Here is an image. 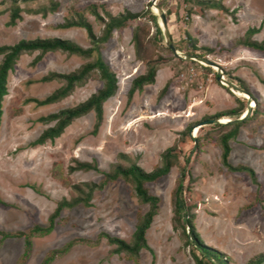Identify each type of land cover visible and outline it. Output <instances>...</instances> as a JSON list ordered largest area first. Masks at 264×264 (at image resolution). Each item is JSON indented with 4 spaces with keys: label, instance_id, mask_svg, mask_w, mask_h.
<instances>
[{
    "label": "rangeland",
    "instance_id": "374dc122",
    "mask_svg": "<svg viewBox=\"0 0 264 264\" xmlns=\"http://www.w3.org/2000/svg\"><path fill=\"white\" fill-rule=\"evenodd\" d=\"M14 7L20 19L9 26ZM158 9L179 57L166 45ZM127 12L139 17L98 45L117 89L102 105L95 133L91 111L73 120L52 142L30 145L54 125L40 118L85 102L103 85L92 72L64 98L39 106L30 100H43L63 86L57 79H42L76 72L95 60V52L88 58L60 51L25 53L9 72L0 123V234L46 227L59 202L88 192L85 185H96L87 206L62 209L48 235L30 238L24 264H40L47 252L69 243L68 251L51 264H194L199 254L186 244L184 212L193 217L201 242L220 252L228 264H264V52L243 43L264 46V0H0V46L61 39L89 49L93 45L86 31L63 27L67 21L82 18L100 37L109 18ZM251 29L256 32L248 35ZM149 68L155 70L154 83L128 99L131 82ZM217 73L239 90L222 85ZM248 101L251 112L228 141V163L252 174L228 170L221 162L220 144L231 129L227 124L241 117ZM231 111L235 114L216 123L222 126L201 124ZM166 152L168 174L145 184L159 199L145 233L150 251L141 250L134 261L123 252L115 254V246L101 235L131 243L148 206L134 197L132 185L122 178L103 184L104 174L132 164L150 173ZM78 163L96 170L76 169ZM179 200L184 206L180 219L175 215ZM1 240L0 264H17L23 238Z\"/></svg>",
    "mask_w": 264,
    "mask_h": 264
},
{
    "label": "trees",
    "instance_id": "16d2710c",
    "mask_svg": "<svg viewBox=\"0 0 264 264\" xmlns=\"http://www.w3.org/2000/svg\"><path fill=\"white\" fill-rule=\"evenodd\" d=\"M15 1V0H13ZM19 8L14 7L11 9L9 14V26H14L16 21L20 19L19 15ZM95 17L99 16L96 12H92ZM139 15L131 14L129 12L125 13L124 15H120L118 17L109 18L107 22L104 24V32L103 35L100 37H96L92 31L91 25L79 18L76 21H67L63 27H79L86 31L93 47L89 49H82L78 45L61 39H37V40H21L14 45L11 46H0V56L2 59L0 61V123L2 117V101L4 97L7 95V78L9 72L12 71L13 66L18 59L19 56L25 53H34L38 52L39 55H43L48 52L60 51L69 55H77L82 57H90L92 53H96V58L93 62H89L84 64L80 69H78L74 73L70 74H49L45 76L42 80L49 81L53 79H57L63 83V86L51 94L50 96L44 98L43 100H36L31 99V102H34L36 105L43 106L46 104H50L56 102L62 98H64L75 86L81 85L84 83V80L92 73L96 72L98 74L99 79L102 81L103 85L102 88L93 94L89 99L85 102L69 109L61 110L55 114H51L47 117L40 118V121L43 122H54V125L47 128L43 131L39 137L34 140L30 145L32 146H39L43 145L46 142H52L54 139L58 138L64 131L66 127L70 125V123L87 114L88 112H94L95 115V124L93 126V133H95L100 124L102 122V105L111 98L117 89V80L115 74L110 70L109 66L101 59L99 52H98V45L104 43L108 40L110 35L114 30H118L124 27L127 21L134 20L138 18ZM101 19V18H99ZM154 19V18H152ZM154 25L155 21H154ZM158 33H160L159 28L156 26ZM256 30L251 29L248 30V35L255 33ZM134 40H136V35L133 36ZM244 46L251 48L253 50H257L260 52H264V46L257 44L255 42H249L248 40L244 41ZM217 76V75H216ZM155 77V70L153 68H149L143 75L135 78L131 82V87L128 91V99H131L135 92L141 91V89L146 85H151L154 83ZM235 114V112L229 113H220L215 115V119H220L222 123L223 117L230 116ZM217 126H222L221 124H214ZM228 126H231L229 132L224 134L220 138L221 144V162L222 164L230 171H246L252 174V171L245 167L240 168H233L228 163V156L230 152V147L228 141L234 138L237 134V131L241 125V123H229ZM196 129H194V133ZM193 133V134H194ZM171 168L170 164V157L168 153H164L161 156V165L156 167L152 172L147 173L144 172L139 166L137 165H130L126 168L121 166H115L109 173L104 174V181L102 182H114L118 178H122L124 182L129 183L132 185L133 195L138 199L141 204H145L148 206L147 211L142 214L138 220V223L135 227L134 233L132 235V242L126 243L125 241L111 237L107 234H102L101 236L105 238L106 243L109 245H114V253H125L126 257L130 260H135L141 250L150 251L146 238L145 233L149 229L150 224L152 222L153 217L156 215L158 210L159 199L151 195L145 184L155 182L160 177L165 176L168 174ZM76 169L80 170H89L93 169L96 170V167L91 164H83L78 163ZM88 188V192L81 193V196L73 199L72 201L63 200L59 202L53 213L48 218V225L46 227H41L38 225L33 226L31 229L24 233H13V234H4L1 233V239L12 237V238H23L24 240V248L21 256L19 257L17 264H24L30 255L31 249V240L30 238L33 235L38 237H43L48 235L52 229L54 220L59 215L60 211L64 208H71L76 204H83L87 206L89 200L91 198V194L94 189L98 188L99 186L96 185H85ZM181 188L180 184L177 188L179 191ZM77 189V188H76ZM1 203V201H0ZM180 210H184V206L182 202L176 201L175 202V215L176 218L180 219ZM182 216V221L184 225L182 229L186 228L187 230V237L189 240L186 244L192 247L198 254V257H194V264H228L227 258H225L220 252L206 247L201 240L199 239L198 235L195 232L194 224H193V217L188 216L187 213L184 212ZM0 239V243L1 240ZM71 246V243L66 245L64 248L60 250H51L47 252L44 257L42 258L40 264H51L56 258L63 256ZM261 260L255 261L253 264H259Z\"/></svg>",
    "mask_w": 264,
    "mask_h": 264
},
{
    "label": "water",
    "instance_id": "95a60500",
    "mask_svg": "<svg viewBox=\"0 0 264 264\" xmlns=\"http://www.w3.org/2000/svg\"><path fill=\"white\" fill-rule=\"evenodd\" d=\"M158 15H159V18H160V22L162 24L163 35H164L165 40H166V45L173 52V54L175 56L179 57L177 52L174 49L173 43H172L170 35L168 33V30H167V27H166V19H165V16H164V13L162 12V10L158 9ZM184 59H187V60H190V61L198 60V61H201L204 64L211 65V63L208 60H206L204 58H201V57H198V56L185 55ZM217 80L219 82H221L222 85L226 84V86L229 87L230 89L239 90L234 84H232L230 82H226L222 78H220L218 73H217ZM249 103H250V101H248V105H247V108L245 110V113L243 115H241V117H239L238 119H236L234 121H231L232 123H240V122H242L243 120H245L248 117V115L251 112V107L249 106ZM216 123H219L218 120H209V121L203 122L201 124H216ZM260 264H262V263H260Z\"/></svg>",
    "mask_w": 264,
    "mask_h": 264
},
{
    "label": "bare ground",
    "instance_id": "6f19581e",
    "mask_svg": "<svg viewBox=\"0 0 264 264\" xmlns=\"http://www.w3.org/2000/svg\"><path fill=\"white\" fill-rule=\"evenodd\" d=\"M160 24H161V22H160ZM161 26H162V24H161ZM246 98H247V96H246ZM249 106H250V107H252V106H253V104H252V103H250V104H249ZM244 113H245V112H243V114H244ZM243 114H242V115H243ZM218 121L220 122V119H218ZM220 123H221V122H220Z\"/></svg>",
    "mask_w": 264,
    "mask_h": 264
}]
</instances>
